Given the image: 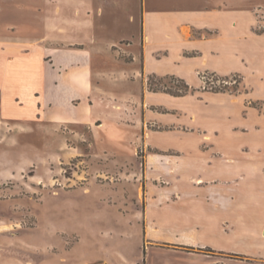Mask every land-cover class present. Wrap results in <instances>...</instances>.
I'll return each instance as SVG.
<instances>
[{"label": "rangeland", "instance_id": "1", "mask_svg": "<svg viewBox=\"0 0 264 264\" xmlns=\"http://www.w3.org/2000/svg\"><path fill=\"white\" fill-rule=\"evenodd\" d=\"M81 1L0 15V42L20 44L11 60L0 43V264H207L150 241L184 234L215 244L187 250L264 264V0ZM146 9L154 72L144 75ZM206 21L221 33L193 26ZM67 45L94 47L80 71L99 84L90 111L72 104L80 84L55 76ZM203 54L208 65H192ZM27 73L44 102L24 88ZM177 78L185 93L168 92ZM211 189L243 204L213 207Z\"/></svg>", "mask_w": 264, "mask_h": 264}, {"label": "crops", "instance_id": "2", "mask_svg": "<svg viewBox=\"0 0 264 264\" xmlns=\"http://www.w3.org/2000/svg\"><path fill=\"white\" fill-rule=\"evenodd\" d=\"M36 0H0V15L2 12H4V17L6 16H9L12 11L14 10H21V11H26L28 10L29 8H33V9H39L40 10L42 9L41 7H46L48 4H49V1L50 0H38L39 2H41L40 4H37L35 2ZM83 6H87L89 7V5L91 6L90 4V1L89 0H84V1H81ZM32 6V7H30ZM222 7V5H220ZM208 8V6H207ZM213 9H218L217 7H214ZM6 11H9L11 12L9 15H6ZM88 14H90V12L88 11ZM2 16H0L1 18ZM48 20L47 19H44L43 22H47ZM12 23V22H11ZM34 23V22H33ZM193 24V23H192ZM16 24H11V26H14ZM19 25V24H18ZM22 25V24H21ZM182 25V24H180ZM11 26L9 28H11ZM143 26H144V43H143V46H142V59H143V67H144V75L147 74L148 72H154L152 70H150L149 68V55H152V52H150V48H149V44L152 43V39L150 37V35L147 33L151 30V27H152V21L150 18H148V11L147 9L145 10L144 12V16H143ZM194 28H208L210 31L212 30L214 33H221V23H214L212 24L210 21H206V22H197L196 24H193ZM16 27L18 28V26L16 25ZM14 28V29H17V28ZM149 30V31H148ZM25 32H28V31H25ZM25 32H23L24 36L27 35L25 34ZM152 35V34H151ZM152 37H154V35H152ZM155 39L157 40V36L154 37V41ZM2 45L6 46L4 49H6V53L9 58H14L15 55H18L19 53V50H20V44L16 43V42H13V41H7V42H0ZM66 49H70V50H64L66 51V53H70L69 55L66 56V59L64 61H62L61 65L59 66V72H55V76L57 79H65L66 82L67 80H69V78L72 77V79L74 81H76V83H78L77 85L79 86L80 84V87H82L84 90V93L82 95L81 98L79 99H74L72 100V104H74L77 100H79V103H83L85 105H87V108L86 110L90 111V105L88 104V101L90 100V96H89V93H91L92 91H98V87H99V84H95V83H89L87 82V80L80 74V71H83V70H86V71H89L90 69H88L87 64H89V55L92 54V50L93 48H89L88 46L86 45H81V46H70V45H67L65 47ZM76 48H79V49H76ZM71 54H77L79 55L78 57H80L79 59V66L80 68L79 69H75V71H73V60L69 58V56ZM175 54L180 57V59H182V55L180 54H177V52H175ZM206 54H203L202 57H199L197 56L196 58H199L200 59V63L199 64H192V65H197L200 66V65H208V58L205 57ZM3 55H1L0 57V66H2V61L4 60L2 58ZM13 58L11 60H13ZM45 58L47 59H51L50 60V63L51 64H54V61H55V58L53 55H49V57H44V60ZM172 60V59H171ZM165 61V60H164ZM10 66H12V71H17L19 72L18 70H20V66L18 65H12L10 64ZM27 66H24L23 67V70L24 72L25 71H29L27 68ZM56 67V65L54 66ZM31 71V70H30ZM166 72L168 71H162L160 70V68H157L156 69V74H165ZM173 72L174 74H178V75H182L184 76L188 81L190 80L188 75H184L183 73H181L179 70H173L171 71ZM33 77V74L32 73H27V74H24V79L26 80V83L24 84V88L25 89H30L31 93H30V97H32L33 99V102L34 101H37V102H44V96L42 94H40V96H36V92L39 91L36 86L30 82L29 80H33L32 79ZM29 79V80H28ZM59 82V80H57ZM73 83V82H72ZM34 86L32 89L31 87ZM0 88H5V84H3L1 81H0ZM143 95L145 96V100H144V103L147 104L148 101H147V98H152L153 94L152 92H148L147 89H144L143 90ZM41 93V92H40ZM18 97H17V101H20L22 98L19 96V94H16ZM232 99L235 101L237 100V97H232ZM30 100V99H28ZM31 102V101H30ZM91 102V101H90ZM41 103H38V107L39 109L41 108ZM78 103V102H77ZM150 104V103H149ZM0 118H4V119H8V115L4 112V111H0ZM2 134V132H1ZM149 147V146H148ZM147 162L150 160V157H156V156H149L147 155ZM221 167V165H220ZM216 169V167L214 168ZM217 170V169H216ZM201 177L197 178L196 179V184L199 183V181H201ZM222 179L220 177H217L216 178V175L213 176L212 178L208 179V183H216L218 181H221ZM219 191H213V189H211L209 191V194L208 196L213 200L212 201V205L213 207H218L220 208L221 206H224V207H228V203H230V205L232 204L233 205V202L234 201L237 206L238 204L239 205H242L243 202L242 200H238V196H227L226 194L227 193H218ZM219 200H222V201H219ZM241 201V202H240ZM252 204H254V202L252 201L251 202ZM218 208H215V209H218ZM216 225H213V224H210L208 230L211 231V233L215 232L217 230V228H215ZM215 230V231H214ZM179 236V235H178ZM177 236V237H178ZM186 237V238H185ZM192 236H190V238L188 236H186L185 234L182 236V239H171L172 241H164V240H150L151 242H153V245L154 247H163V248H166V249H169V250H172L174 253H177V252H181L179 254H182V253H188V254H184L186 256H190V257H193L197 254H200V255H203L205 258H208L210 259V261L207 262V264H234V259L236 258H228L226 255H221L219 253H222V254H225V253H235V252H232V251H226V250H221V249H214L212 248L213 250H215L214 252L211 251V253H205V252H201V251H197V250H187L184 248V246H188V247H193L195 249L197 248H211L213 245L215 247V244L212 243V246H210L209 244L207 243H202V242H197V241H194L192 238ZM163 243H170L171 244V247H168V246H162L160 244H163ZM211 244V243H210ZM176 251V252H175ZM225 252V253H224ZM235 254H238V253H235ZM228 255V254H227ZM228 261H230L228 263ZM148 264H158V263H155V262H151V260L149 259L148 260ZM159 264H162V263H159Z\"/></svg>", "mask_w": 264, "mask_h": 264}, {"label": "trees", "instance_id": "3", "mask_svg": "<svg viewBox=\"0 0 264 264\" xmlns=\"http://www.w3.org/2000/svg\"><path fill=\"white\" fill-rule=\"evenodd\" d=\"M176 78V77H175ZM179 81H181L182 82V87L180 88V90L179 91H175V92H173V91H168V92H171V93H185V91L186 90H188V88H189V85H188V83L184 80V79H182V78H177ZM188 247V246H187ZM190 249V248H189ZM238 255H241V254H238ZM242 257V256H241ZM145 263V262H144ZM146 264V263H145Z\"/></svg>", "mask_w": 264, "mask_h": 264}]
</instances>
